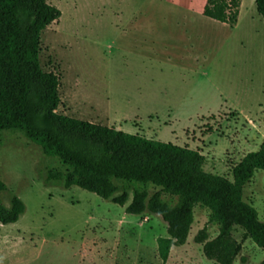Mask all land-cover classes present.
I'll return each instance as SVG.
<instances>
[{"label":"rangeland","instance_id":"374dc122","mask_svg":"<svg viewBox=\"0 0 264 264\" xmlns=\"http://www.w3.org/2000/svg\"><path fill=\"white\" fill-rule=\"evenodd\" d=\"M48 2L61 16L40 35L39 62L60 77L57 112L196 149L204 171L229 179L232 167L259 148L264 22L254 0H242L236 27L205 17V0ZM50 169L65 171L21 132H2L0 179L7 189L1 202L8 207L15 194L25 211L16 222L0 224V264H161L156 238L167 236L166 224L124 211L133 189L153 193L158 187L131 182L120 206L48 182ZM242 198L264 221V170L254 173ZM202 228L210 239L218 223L198 204L186 242L170 249L165 264H216L194 240ZM242 234L234 228L241 251L233 264L259 263L264 251Z\"/></svg>","mask_w":264,"mask_h":264},{"label":"trees","instance_id":"16d2710c","mask_svg":"<svg viewBox=\"0 0 264 264\" xmlns=\"http://www.w3.org/2000/svg\"><path fill=\"white\" fill-rule=\"evenodd\" d=\"M240 1L205 0L202 14L233 27ZM254 5L264 22V0H254ZM60 16V9L48 0H0V143L4 130L21 132L65 167V171L50 169L48 182L77 186L120 206L126 204L131 182L158 187L153 193L133 189L124 211L149 213L166 224L167 236L156 238L161 264L173 246L186 242L198 204L208 208L218 223L213 238L208 239L204 228L194 237L206 259L234 263L241 251V242L233 236L235 227L242 229L243 240L250 239L264 251V221L242 198L254 173L264 170V138L257 150L247 152L232 167L229 179L204 171V157L196 149L57 112L60 77L42 70L39 52L42 31ZM6 189L0 179L2 225L16 222L25 211L15 194L8 207L1 202ZM239 258L246 262L245 257ZM257 264H264V258Z\"/></svg>","mask_w":264,"mask_h":264},{"label":"crops","instance_id":"0c3cea01","mask_svg":"<svg viewBox=\"0 0 264 264\" xmlns=\"http://www.w3.org/2000/svg\"><path fill=\"white\" fill-rule=\"evenodd\" d=\"M241 3H242V0L240 1V6H239V13H238V17H237V22H236V24L233 26V27H236L237 25H238V22H239V19H240V15L242 14V9H241ZM218 22V21H217ZM221 23V22H220ZM222 24H225L226 26L228 25V24H226V23H222ZM229 26V25H228ZM230 27V26H229ZM116 128V127H115ZM118 129V128H117Z\"/></svg>","mask_w":264,"mask_h":264}]
</instances>
